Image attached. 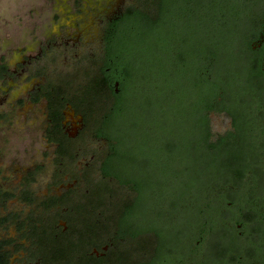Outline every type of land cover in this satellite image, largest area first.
Instances as JSON below:
<instances>
[{
  "label": "flooded vegetation",
  "instance_id": "flooded-vegetation-1",
  "mask_svg": "<svg viewBox=\"0 0 264 264\" xmlns=\"http://www.w3.org/2000/svg\"><path fill=\"white\" fill-rule=\"evenodd\" d=\"M149 1L153 5L41 0L28 10L34 15L28 36L0 54V264H121L124 250L148 237L164 249L179 242L184 258L195 264H264V196L253 189L257 177L249 173L245 185L231 193L230 184L212 181L209 192L218 196L193 206L185 200L189 193L178 196L177 180L184 181L180 174L174 177L181 168L174 166L165 138L153 134L136 142L138 149L116 147L121 128L110 115L130 104L129 92L137 91H123L121 25L134 10L157 18L159 0ZM182 2L184 20L191 24L187 29L205 28L208 17L210 28L221 22L233 26L235 44L264 46V0ZM168 6H175L174 0ZM224 97L218 95L207 114L216 135L232 124L221 106ZM218 115L229 119L214 130L212 116ZM149 193L155 198L150 230L109 228L126 204L133 208L132 218L146 225L139 212ZM192 209L197 227L176 232L173 221ZM163 234L167 238L160 241Z\"/></svg>",
  "mask_w": 264,
  "mask_h": 264
},
{
  "label": "trees",
  "instance_id": "trees-1",
  "mask_svg": "<svg viewBox=\"0 0 264 264\" xmlns=\"http://www.w3.org/2000/svg\"><path fill=\"white\" fill-rule=\"evenodd\" d=\"M174 3L175 6L169 7L168 0H159L158 17L155 19L150 12L136 10L125 18L121 25L124 39L118 44L124 47L122 60L127 70L123 91L128 87L139 90V73L145 67L152 68L160 79L156 102L159 106L166 104L163 107L173 114L172 119L176 117V121L179 120L172 131H165V134L171 132L175 136L165 137L159 124L156 125V136L159 140L165 138L164 144L175 162L174 166L181 168L173 172L174 177L180 174L178 178L184 181V184L181 181V194L178 196L189 193L190 199L185 200L190 205L193 201L198 204L204 201L203 187L212 181L230 184L233 188L229 187L228 193H231L245 185L249 173L259 182L254 191L264 196V192H260L264 189V46L253 49L251 41L245 40L235 44L233 26L224 28L225 24L221 22L222 25L210 28L208 17L205 28L194 25L193 29H187L191 24L184 20L182 0H174ZM200 32L204 39H194V33ZM252 32H255V38L257 29L253 28ZM241 65L245 71L239 70ZM236 66H240L238 73L233 72ZM136 68L139 69L138 74L134 72ZM218 95L225 96L222 102L225 101L226 105L223 103L221 106L226 109L232 124L225 133L216 135L210 131L207 114L215 108ZM120 107L110 115L111 120L118 118V123L126 110ZM162 119L163 114H158V123ZM121 137L117 132L116 147ZM118 153H113L117 159L121 157ZM211 172H216V178L209 183ZM206 181L208 183L204 184ZM199 197L201 199L197 201ZM125 206L124 211H117V215L123 218L120 216L117 220L116 215L113 220L118 229L146 232L152 228L151 223L144 225V222L133 219V208L128 204ZM197 224L198 219L194 227ZM142 248L146 250L142 254L149 253ZM157 249L158 253L163 250ZM126 250L125 257L128 258L130 252ZM169 252L170 249L163 250V254ZM139 264L153 263L142 260Z\"/></svg>",
  "mask_w": 264,
  "mask_h": 264
},
{
  "label": "rangeland",
  "instance_id": "rangeland-1",
  "mask_svg": "<svg viewBox=\"0 0 264 264\" xmlns=\"http://www.w3.org/2000/svg\"><path fill=\"white\" fill-rule=\"evenodd\" d=\"M142 1L144 5H153V2L151 3L149 0ZM40 2L41 0H0V54H6L12 46H16L17 44L20 45L23 40L22 38L25 39L26 36H28L27 31L28 28L31 27L30 22L34 16L32 14L30 15L28 10L37 8V5H40ZM152 7L149 8L150 11H152ZM216 35L218 38V34ZM9 38H12L13 40H10ZM237 47L238 49H241V47ZM221 58V60H223L222 55ZM235 68L239 69V66H236ZM139 74V76L141 77L140 83H138V87L140 86L138 88L139 93L138 91L137 94L134 92H129V95L127 97L129 98L131 96V103H128V105H126V111L124 113L125 115H123L119 120L121 130L117 131L122 136L119 143V147L121 148L124 144H126L127 148L138 149L136 142L139 141V143L141 144V141H143L142 139H148L153 134L156 135L157 124L161 125L160 131L164 132L165 137L172 138L174 134H172L171 132L170 134H165V131H172L174 129L175 122H178L179 120L177 119L176 121V117H173L172 119L171 115L173 114L167 111L166 107H163L166 106V104L159 106L160 104L156 102L159 95V93L157 92L160 86V79L157 77L155 72H153V69L150 67H145L140 71ZM227 96L231 97L230 94H227ZM158 114H163V119L160 123H158ZM228 119L229 117L225 115L212 116V128L214 130H218L228 122ZM115 120L116 122H118V118H115ZM177 130L186 133L185 131H183V128L181 129L180 127H177ZM130 135L132 136L130 137ZM151 168L152 167L149 168V172L153 173ZM182 168L184 169V166ZM211 176V179L207 180L209 183L212 181V179L216 178V172L211 174ZM178 180L177 182L181 184V180ZM175 181H173V177L170 178V184L172 185V187H174V189L176 188V186H178V184L173 185ZM207 181L204 182V184L208 183ZM210 190H213L211 189L210 185H206L205 187H203V200H211L218 196L210 194ZM200 199V197L197 198V201H199ZM154 206L155 198L152 197L150 193L148 195L146 194L145 201L142 202V205L140 207L141 212H139L142 220L146 221V224H149V222L152 220L153 212L151 210H153ZM224 216L225 214H222L219 218L222 222L225 223ZM220 220L218 221L219 224L221 222ZM173 222L175 224L174 230H176V232H190L197 222V218L193 214V211L189 210L185 213V215L183 214V216H179V218ZM109 228H115L114 222L110 221ZM214 232L223 231L217 229L214 230ZM166 238L167 236H164L163 234L160 241H164V239ZM144 240L145 242L143 243L140 240L135 247L130 246L131 249L126 248V251L130 252V256L126 258V260L121 264H139L142 260H146L147 262L153 264H195L191 261V259L187 260L186 258H184V250L182 249L179 242L171 241V246L164 245L165 247L171 249V253L169 252L163 254L164 248L160 253H158L159 251L157 249L162 242H158L155 244V241H153L151 237L144 238ZM136 241L137 240H133L134 243ZM126 246L128 247L129 244H127ZM142 247L146 248L149 253L142 254V252L146 251Z\"/></svg>",
  "mask_w": 264,
  "mask_h": 264
}]
</instances>
